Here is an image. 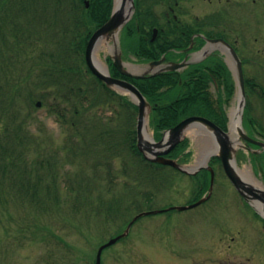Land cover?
<instances>
[{
  "label": "rangeland",
  "instance_id": "rangeland-1",
  "mask_svg": "<svg viewBox=\"0 0 264 264\" xmlns=\"http://www.w3.org/2000/svg\"><path fill=\"white\" fill-rule=\"evenodd\" d=\"M199 5V3L194 5L193 9L198 12H205L204 9L199 11ZM259 7L264 13V4L259 5ZM30 43L33 45L29 46ZM50 48H55V45L47 47L43 42H36L34 38H30L22 44L21 48L13 49L11 52L20 53V56L24 58V60L21 58V61L28 63V61L36 62L39 53ZM98 54L105 59L104 56L112 54V52L110 47L103 43ZM130 57L132 58L127 59L128 61L138 62L134 56L131 55ZM40 71V68L35 69L36 74H39ZM10 76L11 74L5 80ZM51 89L42 91L47 93ZM212 91L216 94L214 86ZM35 93L38 92L35 91ZM41 96L46 98V104L30 106L31 114L24 110L25 112L14 120V125H22L21 133L26 136L24 137V144L14 143V146L30 148L28 158H26L29 165H32V159H35L39 153L41 157H48L57 153L60 164L59 176H57L59 179L56 182V192L52 193L54 196L51 201L52 210L61 205L68 213L74 212L72 208L74 203H79L80 207L83 208L84 205H88L93 196H96L94 199L98 204V192L102 191L105 192L101 194L103 201L100 205L103 207V212H105V207L108 206L110 200L112 202L118 200L124 205L125 201H128L132 196L131 200L137 204L132 205L133 207L128 214H123L121 210H115L113 214L102 215L96 214L90 209H81L75 214L62 215L61 218L55 211H51L49 214L43 209L44 213L36 214L32 207L25 208L22 206L19 211H13L17 219L20 221L22 219L24 231L20 232L21 234L18 233L16 226L14 234L8 237L11 233H7L5 230L6 224L0 223V255L3 257V264H57L61 250L70 251L69 253H72L74 257L77 253V260L80 261L83 254L81 248L87 244L86 238L93 240L94 251L91 248L88 249V253L92 257L95 256L97 245L105 243L126 229H129V232L125 237L104 249L102 264H264V222L255 226L258 221L256 215L246 202L238 196L230 181L225 177L220 164L217 163V177L219 179L216 181L213 194L208 200L186 210L173 209L163 212L160 210L171 206L191 204L195 198L192 191L196 187L197 178L189 177L179 171L176 173L172 171L170 174L173 181L171 186H168V182L165 181L166 186L159 189L155 186L157 183L155 180L160 178L154 180L150 176L143 175L139 177V182H136L128 178L127 175L124 176L118 172L120 171L119 167H123V165L124 168L127 167L129 170L135 171L133 167L138 164L137 159L127 157L128 160H126L123 157L122 160L121 157L116 159L114 157V160L110 159L109 162L113 160L111 162L113 173H119V177L116 176L114 179L118 191H114L110 195L108 189L105 188V184L110 179L108 165L104 164L108 161L106 154L108 155L109 152L105 150L100 156L104 165H101L99 169L92 166L93 157L88 162H84L79 157L78 159L82 160L79 163L84 162L83 164H79L77 161L75 164H68L66 161L68 156L72 159L74 151L79 154L76 148L74 150L71 148L73 145L71 139L76 140L77 137L73 134L75 130L70 119L71 117L79 119V116L70 112L68 121L62 123L58 118L59 116L54 112L55 96L50 94L47 97L43 93ZM21 100L23 101L22 107L29 106V103L26 105L28 98L22 97ZM235 105L236 101L233 99L228 104L227 111L231 113ZM112 115V111L100 104L86 114L85 118L96 116L102 121H109L108 117ZM113 120L112 125L120 122L122 117L119 118V116L114 115ZM149 130L150 133L153 132L151 128ZM187 134L190 138L189 150L192 152L187 163H194L202 154L203 136L195 135L192 131H188ZM27 137L30 138L26 140ZM101 138L106 139L105 137ZM93 140L100 142L96 138ZM117 147L120 148V146ZM122 147L125 148L123 145ZM122 147L119 149L120 152ZM100 149L103 148L97 146L94 147L93 151L96 153ZM127 154L125 151L122 155L127 156ZM79 166L81 168L84 166L83 171L80 170ZM15 168L17 171L14 172ZM26 168L33 170V167L29 168L27 165ZM21 169L23 170L24 167L22 166ZM22 170L16 166L10 168L8 175H12L11 182L15 173L22 174ZM21 174L19 176H22ZM95 176L101 183L96 181ZM23 177L24 175L22 179ZM71 177L76 178L72 180ZM73 181L77 183L75 188L74 186L71 187ZM45 182L52 184V186L55 183L51 178H46ZM7 183H10V179L6 183L3 182V185ZM42 185H45L44 188L46 187L45 183ZM95 187L97 189H94ZM129 188L133 189V195L127 196L128 194L124 190ZM140 189L139 194L137 190ZM79 190L83 194H79ZM41 196H45V192H42ZM56 200L59 202L56 203ZM104 200H107L105 206L103 205ZM139 201L146 203L141 206ZM151 210H158L159 212L146 214L135 221L133 220L140 212ZM103 212L101 211V213ZM3 218L2 220L6 222V216ZM63 220L66 224L63 223ZM132 221H134L133 224H131ZM67 224L80 229L82 233L70 228ZM79 224L83 229L79 228ZM49 229L65 239L73 247L74 252L64 246L65 242L51 235ZM46 232L47 240L43 241L41 237L43 238ZM62 262L64 263L65 259H62ZM83 262V264H87L85 261Z\"/></svg>",
  "mask_w": 264,
  "mask_h": 264
},
{
  "label": "trees",
  "instance_id": "trees-1",
  "mask_svg": "<svg viewBox=\"0 0 264 264\" xmlns=\"http://www.w3.org/2000/svg\"><path fill=\"white\" fill-rule=\"evenodd\" d=\"M48 1L51 0H45L42 6L43 15H37L35 12L30 21L37 22L39 18L38 23L41 20L47 24L55 21L54 25H59V30L54 26L51 40L62 48L59 47L61 50L59 55H63L62 60L51 62L49 65L46 64V68H43L42 72L37 75L38 80L36 82L31 81L32 77L28 73L26 75L24 73L18 74L6 80L0 77V223L4 222L6 224L5 230L7 233H10V230L16 226L18 233L24 231L22 219L20 221L11 212L12 204L17 209L21 206L32 207L36 211V214L45 212L43 209L52 211L51 201L54 197L52 193L56 192V182L59 179L57 176H59L58 169L60 164L56 153L50 157H41L39 153L35 159H32V165H29L26 158H28L30 148L26 146H14V143L24 144V137H26L21 133L22 125L13 124L17 116L23 113V109L17 106L19 97L26 96L33 105L36 98L43 99L41 94L35 93L34 90H43L44 86L46 88L54 86V90L52 91V95L56 98L54 112L59 116L62 123L67 122V114L69 112L77 115L85 111V114H88L100 101L108 104L111 102L117 104L120 108V110H117L118 114L125 111L128 118L125 121L126 123L122 125L124 127L120 129L121 137L119 140H116V136L119 133L118 129L109 128L107 130L108 137L106 141L108 146L105 150L109 154H106L108 161L104 162V164L109 163L113 154L111 152L121 140L133 147L136 142V131L131 126L134 114L133 109L137 110L136 106L126 96L119 95L115 91L108 89L94 75L91 76L89 70L87 73L81 66V64L85 63L84 51L86 43L92 32L108 20L113 0H90L91 5L89 8L85 6L84 0H67L71 2V7L74 10L73 13L76 14L65 20H58V17L61 14L60 9L63 7L62 2L66 0H55V4ZM33 7L35 6L31 3L30 9ZM52 8L55 9L53 12L51 11ZM78 10H80V13ZM8 14L10 15V13ZM55 16L57 18H53ZM6 21L5 16L0 15V39L5 44L7 42L5 34H3V26L7 24ZM137 22H139L141 33L139 38H134L135 46L133 43V50H135L137 55L145 59L159 57L161 54L159 48L165 39H158L156 43L149 41L146 31L151 24L149 20L142 21L140 12L134 21L131 22L130 26L135 28ZM23 28L19 24L17 31H21ZM132 35L139 36V33L134 30ZM44 54L55 59L57 53L46 52ZM10 61H12V58ZM5 69L6 62L3 60L0 63V73ZM55 73H57L56 83L44 84L40 82L41 77L54 79ZM225 74H229V71L226 70ZM212 79L211 73L200 65H194L183 73L170 71L141 78H131L153 104L151 124L157 138L162 136L164 129L175 126L179 121L190 115H204L213 119L221 126L226 127L227 117L223 108L224 101L221 99L218 102L209 89V82ZM225 89L227 99H229L233 93L234 86L227 84L225 85ZM70 108L72 109L69 110ZM71 120H73L72 125L75 130L73 134L75 133L77 137L76 140L71 139L73 143L71 148L73 150L74 148H77L79 151L81 150L84 162H88L93 157L92 166L97 168L102 162L101 157H97V154L92 156L91 149L94 150V147L89 145L92 144L93 133H90L89 138H87L83 132L85 130L93 132L95 129H98L101 122L92 118H88L85 122H79L74 117ZM104 133L106 134V129H104ZM101 134L103 132L97 135L99 139ZM28 138L30 137L25 139L27 140ZM82 143L85 145H82ZM186 143H182L177 151H182L186 147ZM75 153L74 151V155ZM66 161L69 164H74V159L69 158V156ZM26 165L29 168L33 167V170L27 169ZM14 166L18 167L19 170H22L21 167L23 166L24 169L22 170V174L17 173L16 178L11 182L12 175H8V171ZM109 166L111 167L110 163ZM19 174L24 175L23 179ZM46 178H51L55 182L53 186L45 182ZM73 178L71 177L72 180ZM8 179H10V183L3 185V182L6 183ZM43 183H46L45 188V185H42ZM73 186L75 188L74 182L71 187ZM42 192H45V196H41ZM74 206L76 207L77 205L74 204ZM54 208L59 213H68L65 212L61 205ZM3 216H6V222L2 220ZM0 264H2L1 256Z\"/></svg>",
  "mask_w": 264,
  "mask_h": 264
},
{
  "label": "flooded vegetation",
  "instance_id": "flooded-vegetation-1",
  "mask_svg": "<svg viewBox=\"0 0 264 264\" xmlns=\"http://www.w3.org/2000/svg\"><path fill=\"white\" fill-rule=\"evenodd\" d=\"M224 1L226 2L223 4ZM253 3L261 5L264 4V0H214L212 11L215 22L212 27L215 29L214 37L225 38L239 52L247 69L248 83L253 85L249 97L251 116L246 122L247 134L251 139L246 140L245 143L252 154L259 155L264 150L259 148L258 144L264 142V13L260 11L253 15L241 8ZM208 46L209 44L206 45ZM214 51L219 55L222 54L218 46L210 50L211 53ZM225 62L232 68L231 64H234L232 59L229 61L225 57ZM258 92L261 98H258ZM254 160L264 169V157L261 161L257 157ZM256 190L253 193L249 192L248 198H254L261 204L256 205L258 203L254 204L250 201L251 207L264 212V188L257 187Z\"/></svg>",
  "mask_w": 264,
  "mask_h": 264
},
{
  "label": "water",
  "instance_id": "water-1",
  "mask_svg": "<svg viewBox=\"0 0 264 264\" xmlns=\"http://www.w3.org/2000/svg\"><path fill=\"white\" fill-rule=\"evenodd\" d=\"M134 0H115V9L109 21H107L100 29H98L94 35L91 37L88 47H87V61L90 68L109 86H115L122 88L124 90H128L132 93V97L134 101L139 105V123H138V135H139V146L142 150L147 149L154 157H151L152 160L172 164L174 166L180 167L184 169V167L180 166L175 160L165 158L161 155L168 153L171 149L175 147V145L182 139L184 131L189 127H201L206 124L207 126L216 129L217 131H221L217 125H215L212 121L204 118V117H190L182 122H180L174 128H171L167 131L163 139L159 142H154L152 140L147 139L148 132V110L150 111L151 106L149 102L146 100L141 91L132 83L120 80L110 76L108 70L106 69V73L101 71L96 65V50L99 48V44L107 37L108 40L113 39L117 42L118 34L123 25L131 18L133 13ZM126 10V11H125ZM125 12V14H124ZM116 64L120 63V55L117 54L115 56ZM244 84V82L242 81ZM245 96V87L242 85L241 87V98ZM223 161L225 165V169L230 176V178L239 186L243 185L241 178L238 175V172L235 168V161L230 160L232 158V153L228 149L223 153ZM202 202L200 200L196 203L199 204ZM115 240V239H114ZM112 240L110 243H112ZM109 243V244H110ZM104 247V246H103ZM103 247L100 248L98 254V262L100 264V254Z\"/></svg>",
  "mask_w": 264,
  "mask_h": 264
},
{
  "label": "bare ground",
  "instance_id": "bare-ground-1",
  "mask_svg": "<svg viewBox=\"0 0 264 264\" xmlns=\"http://www.w3.org/2000/svg\"><path fill=\"white\" fill-rule=\"evenodd\" d=\"M235 123H236V121H235ZM206 143L208 144V141H206ZM202 148H204V146H202ZM207 148V147H206Z\"/></svg>",
  "mask_w": 264,
  "mask_h": 264
}]
</instances>
